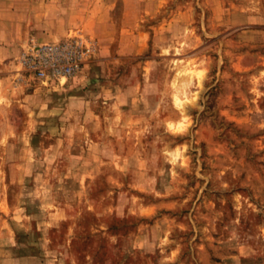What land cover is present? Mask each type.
Returning a JSON list of instances; mask_svg holds the SVG:
<instances>
[{"label": "rangeland", "instance_id": "rangeland-1", "mask_svg": "<svg viewBox=\"0 0 264 264\" xmlns=\"http://www.w3.org/2000/svg\"><path fill=\"white\" fill-rule=\"evenodd\" d=\"M0 264H264V0H0Z\"/></svg>", "mask_w": 264, "mask_h": 264}, {"label": "built area", "instance_id": "built-area-1", "mask_svg": "<svg viewBox=\"0 0 264 264\" xmlns=\"http://www.w3.org/2000/svg\"><path fill=\"white\" fill-rule=\"evenodd\" d=\"M95 45L87 37L55 43H39L28 38L18 61L23 75L37 81L61 82L76 75L93 53Z\"/></svg>", "mask_w": 264, "mask_h": 264}, {"label": "bare ground", "instance_id": "bare-ground-1", "mask_svg": "<svg viewBox=\"0 0 264 264\" xmlns=\"http://www.w3.org/2000/svg\"><path fill=\"white\" fill-rule=\"evenodd\" d=\"M44 82H45V81H44ZM183 93H184V92H183ZM174 100H175L176 105H179V104L181 103V99H180L179 96H175V97H174ZM181 125H182V123L179 122V123L176 125V127H177V128H180ZM171 126H172V125H171Z\"/></svg>", "mask_w": 264, "mask_h": 264}]
</instances>
